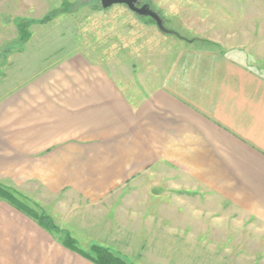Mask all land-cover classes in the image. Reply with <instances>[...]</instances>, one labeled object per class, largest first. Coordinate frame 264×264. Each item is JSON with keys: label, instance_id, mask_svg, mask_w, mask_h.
<instances>
[{"label": "crops", "instance_id": "obj_1", "mask_svg": "<svg viewBox=\"0 0 264 264\" xmlns=\"http://www.w3.org/2000/svg\"><path fill=\"white\" fill-rule=\"evenodd\" d=\"M13 3L0 0V43L3 5L12 9ZM22 3L29 5L28 14L51 11L49 0L38 7L35 0ZM54 19L35 23L37 29L32 25L35 33L21 53L37 67L24 70L25 80L15 75L0 82L1 183L57 199L52 207L58 214L75 199L91 206L119 190H136L126 206L115 209V221L105 212L111 227L112 221L139 222L146 213L161 220V210L147 207H162V180L175 191L215 196L170 198L164 204L171 215L180 212L198 222L211 206L225 215L222 208L229 205L264 225V66L245 48L249 42L194 28L187 39H171L175 50L166 67L126 88L114 70L81 51L52 59L45 52L30 54L32 42H43L42 32ZM67 212L76 224L87 220L76 207ZM120 229L110 228L109 235L118 237ZM56 231L0 199V264H96L68 248ZM250 252L258 255L251 263L264 262L261 248Z\"/></svg>", "mask_w": 264, "mask_h": 264}, {"label": "rangeland", "instance_id": "obj_2", "mask_svg": "<svg viewBox=\"0 0 264 264\" xmlns=\"http://www.w3.org/2000/svg\"><path fill=\"white\" fill-rule=\"evenodd\" d=\"M22 1L13 0L12 9H6L3 5L2 17L6 27L0 43V82L15 75H18V79L25 80V77L22 78L27 75L24 70L37 67L38 62L30 60L31 56H27L29 60H23L21 53L25 51V43L31 33H35L33 26L36 29L39 27L35 23L43 22L48 16L51 20L55 19L52 24L45 26L42 32L43 42H32L30 54L36 56L45 52L52 59L81 51L114 70L126 88L142 84L144 80L150 79L155 69L162 70L166 67L170 53L175 50V43L171 39H180L174 34L161 32L153 19L139 16L124 4H114L104 9L101 0H62L59 6L54 7L60 0H49L51 11L28 14L25 10L29 5L20 6ZM35 1V6L38 7L44 0ZM145 1L164 17L167 27L177 30L183 36H191L194 28H208V35L211 37H231V41L236 43H239L238 39H244L251 44L245 48L258 56L256 64L264 66V0ZM23 33H29L25 40L21 39ZM58 36H62V39ZM62 42L66 43L64 47H61ZM11 53H20L21 59L11 57ZM153 181L154 177L151 176V185ZM160 184L162 189L158 192H161L160 199L164 203L170 202V198L174 197L191 198L195 201L199 198H215L207 191H175L169 183L161 180L158 182ZM6 185L16 197L33 202L37 210L42 209L47 214L51 210L56 214V219L49 215L57 225L56 232L62 240L66 234H70L80 251L91 253L92 247L100 245L128 264H253V257L258 255L251 254L250 249L261 248L264 252V225L229 205L222 208L225 209V215L217 213V206H211L210 215L198 222L186 221L185 215L180 212L171 215L170 204L165 206L163 203L162 207L152 205L153 208L147 207V212L154 209L157 213L158 209L161 210V220H154L158 216L146 213L144 216L137 214L141 219L139 222L112 221L111 225L121 229L117 232L118 237H111L109 231L114 227L105 223V212L110 213L109 217L114 219L115 209L126 206L125 201L130 200L136 190H119L106 200L91 206L75 199L70 202V207H64L63 214H58L56 208L52 207L60 203L57 199L46 197L43 200L36 190H19ZM66 200L62 203H66ZM68 204L69 202L64 205ZM130 204L133 202L129 201V208L126 210H132L133 206ZM71 207H76L80 215L81 212L85 213L83 215L87 220L76 224L74 216L66 213V208L69 211ZM176 207L178 210L186 209L179 205ZM199 208L206 209L205 206ZM121 215L119 213V218ZM71 232L79 237H74Z\"/></svg>", "mask_w": 264, "mask_h": 264}, {"label": "trees", "instance_id": "obj_3", "mask_svg": "<svg viewBox=\"0 0 264 264\" xmlns=\"http://www.w3.org/2000/svg\"><path fill=\"white\" fill-rule=\"evenodd\" d=\"M51 20V17H46L43 21ZM22 28V26H20ZM25 29V28H24ZM23 30V29H22ZM29 33H23L21 36L22 40H25ZM17 195L10 192L7 188V185L0 182V199H3L13 205L15 208L20 210L21 212L25 213L26 215L32 217L35 221H37L43 227L56 230L57 225L54 224L51 216L44 212V210H37L33 202L20 199L16 197ZM63 243L70 249L81 252L82 255L91 259L96 264H128L123 258L120 256L115 255L109 249L104 248L100 245L92 247V252H83L78 249L76 246L74 238L70 234H66L65 238L63 239Z\"/></svg>", "mask_w": 264, "mask_h": 264}, {"label": "water", "instance_id": "obj_4", "mask_svg": "<svg viewBox=\"0 0 264 264\" xmlns=\"http://www.w3.org/2000/svg\"><path fill=\"white\" fill-rule=\"evenodd\" d=\"M101 4L104 9H108L114 4H125L139 16L150 17L153 19L162 32L174 34L180 38L187 39L177 30L167 27L161 14L155 8H153L149 2L141 5L140 0H101Z\"/></svg>", "mask_w": 264, "mask_h": 264}, {"label": "flooded vegetation", "instance_id": "obj_5", "mask_svg": "<svg viewBox=\"0 0 264 264\" xmlns=\"http://www.w3.org/2000/svg\"><path fill=\"white\" fill-rule=\"evenodd\" d=\"M147 1H145V0H140V4L142 5V4H144V3H146ZM125 5V4H124ZM150 18V17H149Z\"/></svg>", "mask_w": 264, "mask_h": 264}]
</instances>
